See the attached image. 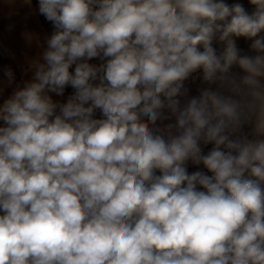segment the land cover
Here are the masks:
<instances>
[{"label":"clouds","instance_id":"obj_1","mask_svg":"<svg viewBox=\"0 0 264 264\" xmlns=\"http://www.w3.org/2000/svg\"><path fill=\"white\" fill-rule=\"evenodd\" d=\"M248 3L38 0L54 30L0 104V264H264V0Z\"/></svg>","mask_w":264,"mask_h":264},{"label":"crops","instance_id":"obj_2","mask_svg":"<svg viewBox=\"0 0 264 264\" xmlns=\"http://www.w3.org/2000/svg\"><path fill=\"white\" fill-rule=\"evenodd\" d=\"M228 4L242 3L251 12L252 6L248 0H225ZM53 25L39 13L38 0H0V104L7 99L17 86H23L25 81L32 77L30 63L40 57L45 40L53 32ZM264 35V33H261ZM252 41L238 38L237 45L243 53L254 55L250 45ZM218 49L219 44L215 45ZM96 63L97 61H91ZM10 68L15 76L11 85L5 75V70ZM237 71V69H234ZM198 76L199 74H194ZM191 87L192 95L197 94V87H208L200 79L195 83L191 80L186 82ZM215 88V86H212ZM72 89L66 88L63 97L53 95L54 100L66 101ZM99 115V114H98ZM2 124V122H0ZM211 145L208 146L210 148ZM208 149L206 148L205 151ZM197 170L196 166L189 163V172Z\"/></svg>","mask_w":264,"mask_h":264}]
</instances>
